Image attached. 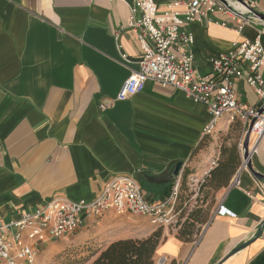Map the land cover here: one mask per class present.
<instances>
[{
	"label": "crops",
	"instance_id": "crops-1",
	"mask_svg": "<svg viewBox=\"0 0 264 264\" xmlns=\"http://www.w3.org/2000/svg\"><path fill=\"white\" fill-rule=\"evenodd\" d=\"M154 1L164 10L185 0ZM245 1L264 15V0ZM133 4L0 0V222L19 220L24 212L55 198L91 202L113 177L122 175L140 185L145 180L150 186L142 189L149 202H163L178 179L155 183L147 178L166 179L179 162L184 164L180 182L188 176L210 179L215 168L209 164L220 156L200 148L208 139L203 135L210 120L205 106L149 82L140 94L100 110L139 70L141 49L128 28ZM218 20L188 28L195 40V67L202 76L211 71V59L238 42L254 41L263 29L247 25L239 31L234 23L226 27ZM261 42L264 46V36ZM237 90L246 105L258 106L260 99L245 80H237ZM225 126L223 119L214 133ZM251 165L264 175V146ZM234 177L219 189L197 241L167 233L156 264H264V180L249 170L241 173L239 183ZM168 189L170 195L163 197ZM221 206L229 214H218ZM114 213H106L100 224L123 234L110 244L154 233L148 218L131 215L128 225Z\"/></svg>",
	"mask_w": 264,
	"mask_h": 264
},
{
	"label": "built area",
	"instance_id": "built-area-1",
	"mask_svg": "<svg viewBox=\"0 0 264 264\" xmlns=\"http://www.w3.org/2000/svg\"><path fill=\"white\" fill-rule=\"evenodd\" d=\"M215 18L222 26L234 23L239 31L247 25H260L263 29L254 41L238 42L232 50L211 59V71L202 76L195 67V40L188 28ZM128 28L135 33L141 49L139 70L124 82L116 98L100 105V110L104 112L117 102L127 101L152 82L173 88L207 108L210 120L203 130L204 137L211 136L223 119L228 127L240 123L245 136L252 125L246 158L244 141L240 145L241 166L234 177V183H239L241 173L248 170V164L264 146V20L256 13V6L245 0H185L161 10L154 0H134ZM239 78L258 96V106H248L241 100ZM217 162L216 159L212 166ZM179 187L178 179L168 199L151 203L135 178L122 175L113 177L91 202L57 198L45 202L24 212L19 220L0 222V264H35L39 251L48 242L70 237L85 221L110 211L146 217L159 228L170 227L178 218ZM218 214L229 212L221 206Z\"/></svg>",
	"mask_w": 264,
	"mask_h": 264
},
{
	"label": "rangeland",
	"instance_id": "rangeland-1",
	"mask_svg": "<svg viewBox=\"0 0 264 264\" xmlns=\"http://www.w3.org/2000/svg\"><path fill=\"white\" fill-rule=\"evenodd\" d=\"M245 139L244 127L241 124H232L230 127L225 126L221 130L213 133L201 145V149L206 151L212 157H217L221 163L229 158L231 150L236 148L238 151V163L241 160L240 145ZM217 159V160H218ZM210 166L212 164H209ZM216 166H212L216 168ZM194 172L189 173L192 175ZM142 187L150 186L145 180L141 182ZM207 180L201 181L191 179L190 176L181 181L179 189V199L176 204L178 218L174 224L167 228H159L152 226L154 232L162 230V240L165 239L167 233L177 238L194 242L200 237L208 220L213 207L217 203L220 190L210 186ZM118 219H125V224L131 225V215H118L114 213ZM105 215L95 218L90 222L85 230H81L76 235L48 242L39 251L35 264H90L103 251L115 235L119 234L120 229L108 228L101 229L100 224ZM137 225L138 223H133ZM132 226V227H133ZM131 228V227H130ZM135 234V233H134ZM125 235H130L131 232ZM146 239V238H135ZM48 245V246H47Z\"/></svg>",
	"mask_w": 264,
	"mask_h": 264
},
{
	"label": "trees",
	"instance_id": "trees-1",
	"mask_svg": "<svg viewBox=\"0 0 264 264\" xmlns=\"http://www.w3.org/2000/svg\"><path fill=\"white\" fill-rule=\"evenodd\" d=\"M240 166L241 160L240 163H238V151L234 148L231 150L229 158L226 161L221 162L210 173L211 177L208 180L209 184L211 183L210 186L219 190L235 176ZM172 186L173 185H171V189ZM171 189L163 192V197L169 196ZM163 240L162 230H160L152 233L146 239H125L115 241L101 251L98 257H96V259L90 264H156L157 249Z\"/></svg>",
	"mask_w": 264,
	"mask_h": 264
},
{
	"label": "water",
	"instance_id": "water-1",
	"mask_svg": "<svg viewBox=\"0 0 264 264\" xmlns=\"http://www.w3.org/2000/svg\"><path fill=\"white\" fill-rule=\"evenodd\" d=\"M258 16L264 20V15L262 14H258ZM251 128H252V125L249 126L248 128V131H247V134L245 136V139H244V143H243V149H244V158L247 157L248 155V147H249V141H250V135H251ZM248 170L251 172V174L258 180H264V175L256 172L252 165H251V162L248 164ZM183 169H184V164L183 162H179L177 163L173 168L172 170L170 171V174H168V178L164 179V178H147L149 181L151 182H155V183H163L165 181L167 182H170V183H175V181L177 179H179L181 177V174L183 172Z\"/></svg>",
	"mask_w": 264,
	"mask_h": 264
}]
</instances>
